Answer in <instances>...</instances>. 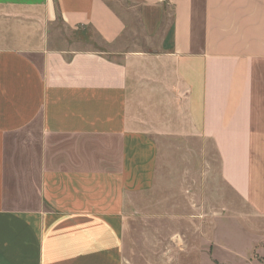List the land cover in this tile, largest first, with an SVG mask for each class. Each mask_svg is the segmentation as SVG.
<instances>
[{"label":"crops","instance_id":"0c3cea01","mask_svg":"<svg viewBox=\"0 0 264 264\" xmlns=\"http://www.w3.org/2000/svg\"><path fill=\"white\" fill-rule=\"evenodd\" d=\"M125 2L156 43L115 58L50 46L57 22L117 42L107 0H0V264H124L165 137L209 141L264 216V0Z\"/></svg>","mask_w":264,"mask_h":264},{"label":"rangeland","instance_id":"374dc122","mask_svg":"<svg viewBox=\"0 0 264 264\" xmlns=\"http://www.w3.org/2000/svg\"><path fill=\"white\" fill-rule=\"evenodd\" d=\"M107 1L126 22L117 42H105L89 28L79 32L89 40L77 42L57 22L49 27L50 46L93 47L117 58L155 45L136 8L125 0ZM159 148L153 187L127 201L124 264H264V216L221 181L213 145L165 137Z\"/></svg>","mask_w":264,"mask_h":264}]
</instances>
